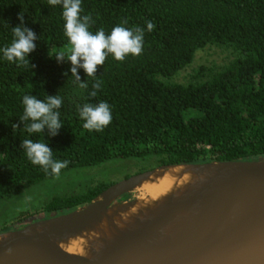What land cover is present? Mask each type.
<instances>
[{
	"label": "trees",
	"instance_id": "1",
	"mask_svg": "<svg viewBox=\"0 0 264 264\" xmlns=\"http://www.w3.org/2000/svg\"><path fill=\"white\" fill-rule=\"evenodd\" d=\"M81 8V15L91 14L95 21L93 32L102 27L107 34L125 20V27L145 28L141 55L124 61L109 55L97 67L103 87L95 98L88 96L92 78L78 68L81 80L89 83L80 89L70 61L54 57L70 48L62 7L47 0H0V49L11 43L20 12L23 25L38 37L29 54L30 69L8 62L0 52V200L56 176L32 164L21 149V139L28 136L19 130L25 94L62 97L63 125L57 134L45 129L42 136L29 137L47 143L55 160L69 161L60 174L113 159H152L142 172L162 164L264 158V0H82ZM146 21L155 25L153 31H147ZM208 45L230 49L233 57L205 79L170 81ZM99 101L110 105L112 121L103 131H89L77 106ZM112 183L54 196L0 232L32 216L66 213Z\"/></svg>",
	"mask_w": 264,
	"mask_h": 264
},
{
	"label": "water",
	"instance_id": "2",
	"mask_svg": "<svg viewBox=\"0 0 264 264\" xmlns=\"http://www.w3.org/2000/svg\"><path fill=\"white\" fill-rule=\"evenodd\" d=\"M177 168L191 179L150 197L146 186ZM77 235H95L88 255L62 248ZM0 264H264V158L162 164L122 178L66 213L0 232Z\"/></svg>",
	"mask_w": 264,
	"mask_h": 264
},
{
	"label": "clouds",
	"instance_id": "3",
	"mask_svg": "<svg viewBox=\"0 0 264 264\" xmlns=\"http://www.w3.org/2000/svg\"><path fill=\"white\" fill-rule=\"evenodd\" d=\"M82 0H47L50 6L60 5L62 7V18L64 20V35L66 36L70 48L67 52H57L54 57L57 62L70 61L71 76L74 83L80 89L89 87L88 80H81L77 72L82 68L87 78H92L91 91L88 96L95 98L98 90L103 87V81L97 78V67L103 65L109 55L117 61H124L129 55L139 56L143 51L145 28L134 26L125 27L127 21L112 27L106 34L104 28H99L95 32L91 26L95 23L91 14L81 15ZM20 24L11 27L13 39L11 43L0 52L8 62L15 63L18 67L28 69L34 67L30 64L29 54L35 49L34 41L38 39L37 34L30 28L23 25V12L17 14ZM147 31L154 30L155 25L151 21H146ZM63 103L62 97L56 95H46L43 99L37 95L25 94L22 97L23 112L19 116L23 127L19 130L27 133L28 136L21 139V149L27 159L34 165H39L45 171L51 172L57 177L61 169L67 167L69 161L55 160L53 150L47 143L29 138L32 134H40L45 129L49 135H56L57 130L63 125L60 120V111ZM79 118L84 121L83 127L89 131L100 132L112 121V111L106 101H99L96 104L86 102L77 106ZM17 125H13V130H17ZM11 249H9V252Z\"/></svg>",
	"mask_w": 264,
	"mask_h": 264
},
{
	"label": "rangeland",
	"instance_id": "4",
	"mask_svg": "<svg viewBox=\"0 0 264 264\" xmlns=\"http://www.w3.org/2000/svg\"><path fill=\"white\" fill-rule=\"evenodd\" d=\"M232 57L233 53L230 49L219 45H208L198 49L191 62L180 69L170 81L185 84L205 79L207 74L218 70ZM152 165V159H113L99 165L61 173L58 177L42 181L20 194L0 200V227L16 224L18 217L38 211L54 196L81 193L98 183H114L126 178V175L139 173L141 169ZM135 194L142 195L140 191H136Z\"/></svg>",
	"mask_w": 264,
	"mask_h": 264
},
{
	"label": "bare ground",
	"instance_id": "5",
	"mask_svg": "<svg viewBox=\"0 0 264 264\" xmlns=\"http://www.w3.org/2000/svg\"><path fill=\"white\" fill-rule=\"evenodd\" d=\"M191 179V174L183 169H171L165 173L162 177L158 178L156 182L146 186V191L149 192L150 197L159 198L162 195L169 192L171 189H176L184 186ZM126 216V215H125ZM91 237V236H90ZM93 240L77 235L68 238L66 241L61 243L63 249L68 252L88 255L91 249V243L95 244V235Z\"/></svg>",
	"mask_w": 264,
	"mask_h": 264
}]
</instances>
